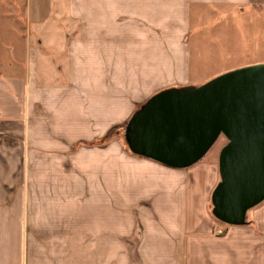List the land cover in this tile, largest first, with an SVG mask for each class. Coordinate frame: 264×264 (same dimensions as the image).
<instances>
[{"label": "crops", "instance_id": "1", "mask_svg": "<svg viewBox=\"0 0 264 264\" xmlns=\"http://www.w3.org/2000/svg\"><path fill=\"white\" fill-rule=\"evenodd\" d=\"M35 1L0 0V264H264V202L218 222L214 162L92 145L155 94L206 83L194 42L227 22L253 34L264 0H64L63 20L62 0Z\"/></svg>", "mask_w": 264, "mask_h": 264}, {"label": "water", "instance_id": "2", "mask_svg": "<svg viewBox=\"0 0 264 264\" xmlns=\"http://www.w3.org/2000/svg\"><path fill=\"white\" fill-rule=\"evenodd\" d=\"M220 182L213 216L241 226L264 202V63L243 67L198 87L172 88L151 97L130 119L131 152L173 169H187L218 139Z\"/></svg>", "mask_w": 264, "mask_h": 264}, {"label": "rangeland", "instance_id": "3", "mask_svg": "<svg viewBox=\"0 0 264 264\" xmlns=\"http://www.w3.org/2000/svg\"><path fill=\"white\" fill-rule=\"evenodd\" d=\"M54 0H36L35 3L43 4L42 6L51 3L53 9ZM65 1L62 0V7L60 11L54 9L52 15L57 20H63L62 15L66 14L64 9ZM260 17V16H258ZM52 18V17H51ZM67 19V17H65ZM256 19V20H255ZM264 19L254 17V36L251 28L246 23H228L226 25V34L223 38L219 36L214 40L208 42L209 38H203L205 41L201 44H193V61L192 69L194 78L208 82L215 77H218L227 72L240 69L247 66L257 65L264 63ZM223 25L219 31H222ZM212 27L204 28V32H210ZM252 40V42H251ZM125 127H115L114 140L119 145L128 150L125 138ZM227 144V139L221 136L216 144L210 149L207 155L203 158L202 162H214L219 170V156L223 147ZM101 146V145H98ZM220 175V174H219ZM220 182V179H219ZM218 182V183H219ZM218 185V184H217ZM216 185V186H217ZM216 188V187H215ZM214 191V190H213ZM213 205L211 203L210 211L212 212Z\"/></svg>", "mask_w": 264, "mask_h": 264}, {"label": "trees", "instance_id": "4", "mask_svg": "<svg viewBox=\"0 0 264 264\" xmlns=\"http://www.w3.org/2000/svg\"><path fill=\"white\" fill-rule=\"evenodd\" d=\"M145 105V104H144ZM143 105V106H144ZM142 106V107H143ZM141 107V108H142ZM140 108V109H141ZM139 109V110H140ZM127 126H128V124L126 125V127H125V138H126V130H127ZM115 131H116V129H113L112 131H110L107 135H106V137H104L103 139H101V140H98V141H96L95 143H93L92 145L93 146H98V145H101V146H104V145H107V144H109L110 142H112L113 140H114V138H115ZM126 143H127V146H128V151H130L131 152V150H130V148H129V145H128V142H127V139H126ZM132 153V152H131ZM215 218V217H214ZM216 219V218H215ZM217 220V219H216ZM218 221V220H217ZM218 222H220V221H218ZM221 223V222H220Z\"/></svg>", "mask_w": 264, "mask_h": 264}]
</instances>
